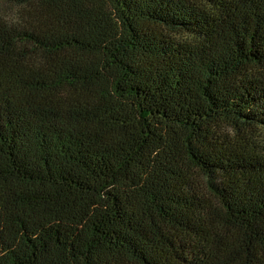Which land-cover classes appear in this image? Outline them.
<instances>
[{
	"label": "trees",
	"instance_id": "1",
	"mask_svg": "<svg viewBox=\"0 0 264 264\" xmlns=\"http://www.w3.org/2000/svg\"><path fill=\"white\" fill-rule=\"evenodd\" d=\"M0 264H264V0H0Z\"/></svg>",
	"mask_w": 264,
	"mask_h": 264
}]
</instances>
